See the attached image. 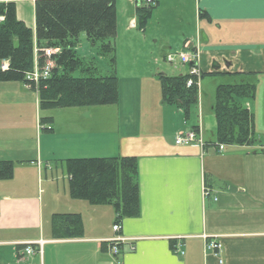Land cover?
Wrapping results in <instances>:
<instances>
[{
	"label": "crops",
	"instance_id": "0c3cea01",
	"mask_svg": "<svg viewBox=\"0 0 264 264\" xmlns=\"http://www.w3.org/2000/svg\"><path fill=\"white\" fill-rule=\"evenodd\" d=\"M136 1L115 0L117 9L127 5L114 38L117 104L41 110L37 90L0 81V160L14 162L12 177L0 179V264H264V0H156L144 29L137 26ZM14 2L18 19L35 31L36 0ZM185 4L193 5L186 29L183 17L172 24L174 14L154 16L163 5ZM179 51H197L203 73L199 104L188 119L163 102L158 77L162 60ZM103 60L95 64L109 73ZM177 60L171 71L188 73L189 65ZM207 75L256 86L260 109L246 103L253 144L223 143L219 151L215 132L207 136ZM42 117L51 118L50 130ZM216 123L215 117L214 130ZM193 129L205 146L176 144L179 133ZM114 156L136 157L139 167L140 213L120 220L112 204L71 195L65 164ZM58 214H80L81 234L56 233ZM117 236L128 238L119 253L110 241ZM212 237L222 244L217 253L206 250ZM39 240L41 247L34 243L27 254V244Z\"/></svg>",
	"mask_w": 264,
	"mask_h": 264
},
{
	"label": "trees",
	"instance_id": "16d2710c",
	"mask_svg": "<svg viewBox=\"0 0 264 264\" xmlns=\"http://www.w3.org/2000/svg\"><path fill=\"white\" fill-rule=\"evenodd\" d=\"M138 24L144 29L152 16L154 5L138 3ZM0 81H23L39 93L41 110L115 105L119 101L116 74L117 9L115 0H36L33 31L16 13L14 0L0 2ZM81 33L96 45L99 55L109 56L111 70L101 74L93 60L85 61L77 53ZM56 47L55 66L48 78L39 80L37 87L26 78L34 67L35 49L38 65L45 58L43 49ZM3 61L8 62L2 69ZM85 76L75 77L77 69ZM162 100L184 111L188 119L199 104L200 91L195 83L188 85L190 73L158 74ZM256 97V86L247 81L219 84L215 91L213 112L216 117V143L253 144L254 116L247 102ZM48 117L41 123L51 129ZM70 175V192L74 198L92 204H112L117 219L140 213L139 167L136 157L70 158L65 161ZM14 162L0 160V179L12 177ZM56 233L72 237L82 232L80 214H58L53 219Z\"/></svg>",
	"mask_w": 264,
	"mask_h": 264
},
{
	"label": "rangeland",
	"instance_id": "374dc122",
	"mask_svg": "<svg viewBox=\"0 0 264 264\" xmlns=\"http://www.w3.org/2000/svg\"><path fill=\"white\" fill-rule=\"evenodd\" d=\"M116 5V2H115ZM117 6V5H116ZM178 6V5H177ZM117 9V7H116ZM166 9V10H165ZM193 5L192 8L188 6V4H185L184 8H171L169 6L163 5L160 8H158L155 12H154V16L156 17H165L168 18L170 15H175L174 16V20L173 18H170L169 23L174 24V22L176 20L179 21L180 17H183V24L184 27L186 29V24H187V20L192 16L193 13ZM127 11V5L121 3V5L118 7L117 9V27L119 28L120 26V21H125V14H123L124 12ZM119 23V24H118ZM172 26V25H171ZM180 25H174L172 28V31H174L172 34L177 35L175 37H180L179 33L180 32ZM165 28V26H164ZM163 28V29H164ZM169 28V27H168ZM100 42H98L96 45H93L86 37L85 33H81L80 35V40L79 43L76 47L77 49V53L78 55L85 61V63H87V61L93 60L94 62L98 61L99 64V60L100 58H103L106 61H110L109 56H105V55H99L98 54V49L100 47ZM180 52V51H179ZM178 53V52H177ZM95 59V60H94ZM178 59V58H177ZM103 60V61H104ZM179 60H176V62H168V61H164L162 60L161 64H163L164 68L162 71H164L165 74L168 75H174L177 74L178 72L176 71H171V69H176L179 67ZM97 65V67L99 68V71L101 74H106V72H104V69L102 67H99ZM171 68V69H170ZM73 75L75 77H82L85 76V74L83 73V71L80 69H77L76 71L73 72ZM206 80L204 83V103L206 105L205 109H206V114L207 117H210V120H212V128L210 130H208V132H206L208 137L212 136V132H215V116H214V112L211 109V105L214 103L215 100V89L217 87V85L221 84V83H226L225 78L218 76V77H209L208 75L206 76ZM251 103L255 104V108L256 109H260L261 107V103H260V99H256L255 101H251ZM212 131V132H211ZM216 138V137H215Z\"/></svg>",
	"mask_w": 264,
	"mask_h": 264
},
{
	"label": "built area",
	"instance_id": "2783aa9c",
	"mask_svg": "<svg viewBox=\"0 0 264 264\" xmlns=\"http://www.w3.org/2000/svg\"><path fill=\"white\" fill-rule=\"evenodd\" d=\"M140 4H145V5H150L154 3V0H140L139 1ZM3 17L0 16V20H2ZM134 25V24H132ZM44 52V64L39 67L37 65V63H35V66L33 68V70H31L30 72H28L26 74V78L30 81L33 82V84H35V86L37 87L38 82L40 79L42 78H48L50 76V72L51 69L55 66V61L53 59V55H55L56 53L60 52L59 48H45L43 50ZM179 58L180 61L182 63H189V62H195L191 67H190V71L189 73L193 76L192 78H189L188 80V85L191 84H198L200 77H201V69L197 64V59H198V52H192L191 54H188L186 52H178V53H170L167 55V61L169 62H175L176 59ZM6 65H3V68H5ZM30 86V85H29ZM175 142L177 145H190V144H197L200 146H205V141L203 139L202 133L200 131H196V130H191L189 132H185V133H179L176 136ZM219 151H222L224 149V144H218L217 145ZM113 229L115 231H119L121 229V226L119 223H116L113 226ZM128 238H125L123 236H117L115 238H112L110 241L113 243L112 249L115 253H119V244L122 242L127 241ZM36 244H39L40 247L42 245V240L33 242ZM32 242H29L25 248V252L27 254H31L33 253V247H32ZM222 244L219 240H217L216 238L212 237V238H207V242H206V250H213L216 253L219 252V250L221 249Z\"/></svg>",
	"mask_w": 264,
	"mask_h": 264
}]
</instances>
